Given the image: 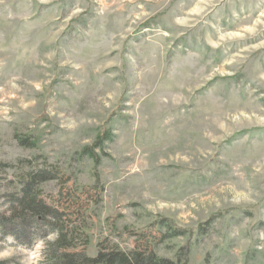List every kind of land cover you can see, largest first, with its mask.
<instances>
[{
  "label": "rangeland",
  "instance_id": "rangeland-1",
  "mask_svg": "<svg viewBox=\"0 0 264 264\" xmlns=\"http://www.w3.org/2000/svg\"><path fill=\"white\" fill-rule=\"evenodd\" d=\"M34 155L99 197L89 255L165 219L184 233L160 257L264 264V0H0V161ZM52 238H0V260Z\"/></svg>",
  "mask_w": 264,
  "mask_h": 264
},
{
  "label": "trees",
  "instance_id": "trees-1",
  "mask_svg": "<svg viewBox=\"0 0 264 264\" xmlns=\"http://www.w3.org/2000/svg\"><path fill=\"white\" fill-rule=\"evenodd\" d=\"M16 138L22 146H34L28 136L17 135ZM84 150L87 152L88 147ZM7 170L13 175L9 179ZM0 180V238H11L30 247L37 237L53 233V238L45 242L41 264H178L168 257L158 256L154 249L167 238L184 233L165 219L158 221L164 231L133 232L135 244L130 249L101 240L95 254L89 255L83 228L88 203L98 204L99 197L88 191L85 200L71 195L66 189L69 177L44 156L0 161ZM48 181L59 183L57 197L41 189ZM209 222L202 224V232ZM181 255L186 254L183 251ZM13 262L15 259L0 260V264Z\"/></svg>",
  "mask_w": 264,
  "mask_h": 264
}]
</instances>
